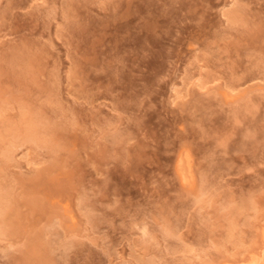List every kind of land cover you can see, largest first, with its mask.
Segmentation results:
<instances>
[{
    "label": "rangeland",
    "instance_id": "obj_1",
    "mask_svg": "<svg viewBox=\"0 0 264 264\" xmlns=\"http://www.w3.org/2000/svg\"><path fill=\"white\" fill-rule=\"evenodd\" d=\"M0 194V264L244 257L264 221V0H0Z\"/></svg>",
    "mask_w": 264,
    "mask_h": 264
},
{
    "label": "bare ground",
    "instance_id": "obj_2",
    "mask_svg": "<svg viewBox=\"0 0 264 264\" xmlns=\"http://www.w3.org/2000/svg\"><path fill=\"white\" fill-rule=\"evenodd\" d=\"M224 98L226 100H230V96L225 95ZM233 99V98H232ZM26 128L24 129L28 134L31 132L30 124L25 125ZM10 130V129H9ZM26 136L30 137L26 134ZM175 172L176 176L178 177L180 183L184 185L186 188L189 189L193 188L194 185V175L191 170L190 165V158L187 153L179 154L175 160ZM194 190V189H193ZM5 200V197L0 194V211L3 210V201ZM2 213H0L1 215ZM4 219V218H3ZM2 222V220H1ZM0 222V223H1ZM260 227V231L258 233V245L254 248H251L247 251L246 255L244 257L241 256V258H232L227 257L222 258L219 260L217 264H264V221ZM8 228V227H7ZM2 229V228H1ZM6 229V228H5Z\"/></svg>",
    "mask_w": 264,
    "mask_h": 264
}]
</instances>
